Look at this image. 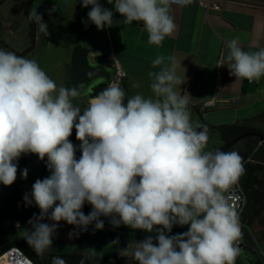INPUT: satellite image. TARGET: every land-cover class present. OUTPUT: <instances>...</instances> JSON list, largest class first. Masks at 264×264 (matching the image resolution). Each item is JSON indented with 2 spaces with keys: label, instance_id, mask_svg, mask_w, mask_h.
<instances>
[{
  "label": "clouds",
  "instance_id": "obj_1",
  "mask_svg": "<svg viewBox=\"0 0 264 264\" xmlns=\"http://www.w3.org/2000/svg\"><path fill=\"white\" fill-rule=\"evenodd\" d=\"M191 3L115 0L114 10L122 17L117 21L99 0H81L83 7L91 5L85 26L91 22L103 30L140 22L148 43L158 47L176 29L171 7ZM28 19L43 36L49 35L36 10ZM227 48L232 76L249 82L264 77V48L245 51L239 37ZM152 66L160 68L148 74L153 97L136 94L126 99L125 89L114 80L81 111L73 99L83 85L58 87L35 60L0 49V184L16 181L18 161L26 154L46 158L50 173L23 197L27 206L40 209L28 221L31 229L21 228L37 256L53 249L59 222L82 231L94 223L95 230H102L103 216L111 218L113 227L155 232L154 238L135 242L137 264H235L242 229L225 193L244 174L243 158L235 151L206 150L207 126L191 120L187 99L174 91L180 83L174 58L158 55ZM73 129L80 142L79 158L69 139ZM27 176L25 168L21 178ZM85 203L92 206L87 215L82 211ZM175 225L189 227L169 235ZM94 255L91 249L80 264ZM53 264L67 262L57 256Z\"/></svg>",
  "mask_w": 264,
  "mask_h": 264
},
{
  "label": "crops",
  "instance_id": "obj_2",
  "mask_svg": "<svg viewBox=\"0 0 264 264\" xmlns=\"http://www.w3.org/2000/svg\"><path fill=\"white\" fill-rule=\"evenodd\" d=\"M207 4H218L220 10L207 9L199 0H192L188 6H172L171 15L176 29L165 38L162 46L148 43V35L140 22L114 24L98 30L88 21L91 5L83 7L81 0H3L0 3V49L35 60L42 69L53 65L64 70L63 87L72 88L68 79L73 49L82 45L91 51L94 62H101L114 68L109 59L114 58L125 72L122 87L126 99L136 94L153 97L152 80L149 72H158L152 61L158 56L173 57L176 76L180 83L174 91L188 101V110L194 123L214 125L247 124L264 132V77L258 85L247 84L230 74L227 59V43L240 38V46L248 52L264 48V0H202ZM103 7L113 10L114 20L122 17L115 12V0H99ZM26 7V12L24 11ZM43 16L48 25V36H43L37 25L28 19L31 11ZM35 29L33 45L28 39L29 24ZM170 64V61H166ZM108 84V83H107ZM100 85L101 86H107ZM96 87V88H97ZM90 94L73 99L75 106L83 111L90 101ZM126 103V101H125ZM206 150L216 151L220 139L217 134L208 135ZM71 142L79 150L75 129ZM222 141V140H221ZM28 169L27 179L21 178L23 169ZM47 167L35 154L22 155L18 161L17 179L11 186L0 184V252L24 239V232L14 223L22 222L24 210L39 215L40 209L27 206L23 197L30 194L37 179L49 176ZM85 215L92 211L88 203L82 208ZM104 221L102 230H95L94 223L82 231L64 221L59 222L53 236L55 255H88L108 258L107 264H137L134 260L135 242L155 232L134 230L124 225L113 227L110 217ZM44 223L52 224L45 219ZM189 226L175 225L169 235L183 233ZM69 233L78 235L69 236ZM113 241H118L113 243ZM155 242V240H154ZM47 253V252H45Z\"/></svg>",
  "mask_w": 264,
  "mask_h": 264
},
{
  "label": "trees",
  "instance_id": "obj_3",
  "mask_svg": "<svg viewBox=\"0 0 264 264\" xmlns=\"http://www.w3.org/2000/svg\"><path fill=\"white\" fill-rule=\"evenodd\" d=\"M26 12V7H24ZM35 37L34 24L30 22L28 29V39L30 45H33ZM19 56H23L20 54ZM106 86L97 87L90 94L91 98L102 91ZM203 125L207 126L208 135L217 134L222 139L224 145L218 149L221 150L226 145L231 143L236 138L243 134L250 132H259L264 134V132L257 130L247 124H231V125H221L214 126L206 122ZM235 151L242 158L244 162L245 172L240 177L239 182L247 198V204L245 211L241 217V223L244 227L250 228L254 222L258 221L259 224L264 229V149L260 146V139L257 137H246L239 141L232 149L228 152ZM81 155L80 151L77 150L76 157L79 158ZM46 163V158H45ZM32 218V213L24 210L22 215V224L24 228L31 229V225L28 221ZM264 237V235H263ZM12 246L21 247L27 255H29L37 264H53V258L60 256L64 258L67 264H80V260L88 255H55L51 252H47L43 257L37 256L33 248L30 247L25 238ZM11 246V247H12ZM108 258L102 256H92L90 259L85 260V264H107ZM235 264H240L238 261Z\"/></svg>",
  "mask_w": 264,
  "mask_h": 264
},
{
  "label": "water",
  "instance_id": "obj_4",
  "mask_svg": "<svg viewBox=\"0 0 264 264\" xmlns=\"http://www.w3.org/2000/svg\"><path fill=\"white\" fill-rule=\"evenodd\" d=\"M115 72V69L111 66H108L101 62H94V60H92L91 58L90 49L82 45H77L73 49L71 63L68 69V79L71 83L72 88H78L80 85H83L81 94L78 97L91 94L97 86L109 83L112 80ZM90 73L91 75H89ZM246 137L259 138L260 146H262L264 149V134L259 132H250L236 138L231 143L222 148L221 151L228 152L239 141ZM41 162L46 166L45 160ZM243 239L247 242L244 237ZM247 261L249 262L248 259Z\"/></svg>",
  "mask_w": 264,
  "mask_h": 264
},
{
  "label": "built area",
  "instance_id": "obj_5",
  "mask_svg": "<svg viewBox=\"0 0 264 264\" xmlns=\"http://www.w3.org/2000/svg\"><path fill=\"white\" fill-rule=\"evenodd\" d=\"M2 1L3 0H0V3ZM199 1H200V4L207 9H213L216 11H219L221 9L218 4L209 5L202 0H199ZM174 6H177V5H174ZM109 59L113 63L114 69L116 71L111 81L118 80L122 85V82L125 78V72L122 70V68L120 67V65L118 64L116 59L114 58L113 54L109 55ZM246 82H247V84H250V85H258L260 83V80L259 81H253V82H249L246 80ZM225 196H226L227 200L229 201V203L231 204V206L238 212L241 228L243 227L244 229L248 230L241 223V217H242V215L245 211V208H246L247 198H246V195L242 189L240 182L238 181V183L235 184L232 187V189H230L228 192H226ZM21 224H22V222L20 220H18L14 223V226L16 228H18L17 225H19L21 227ZM251 238H252V236H251ZM237 243H238V247L241 249L240 255H242L243 257H245V254H244L245 249H248V248L252 249V251H254V252L259 253L258 248H252L243 239V235ZM236 262H237V259H236L235 263ZM0 264H37V263L29 255H27L26 252L21 247L12 246V247H7L0 252Z\"/></svg>",
  "mask_w": 264,
  "mask_h": 264
},
{
  "label": "rangeland",
  "instance_id": "obj_6",
  "mask_svg": "<svg viewBox=\"0 0 264 264\" xmlns=\"http://www.w3.org/2000/svg\"><path fill=\"white\" fill-rule=\"evenodd\" d=\"M47 75L53 79L57 86H64L63 82L66 80L64 76V70L62 68L54 67L53 65L47 66L43 69ZM218 140L217 147H222L224 145L223 141L220 139H214L213 141L216 142ZM242 229V235L247 240L248 244L252 248H258L259 253L252 251V249H245L244 254L245 257L239 255L236 259L240 264H264V229L259 224L258 221L254 222L252 227L247 228L248 230ZM250 233V234H249ZM252 238H251V236ZM249 262L247 261V259Z\"/></svg>",
  "mask_w": 264,
  "mask_h": 264
}]
</instances>
